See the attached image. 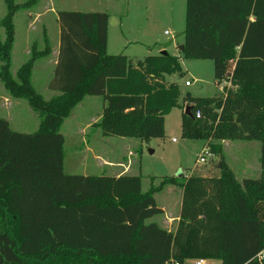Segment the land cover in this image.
Returning <instances> with one entry per match:
<instances>
[{
    "label": "trees",
    "instance_id": "1",
    "mask_svg": "<svg viewBox=\"0 0 264 264\" xmlns=\"http://www.w3.org/2000/svg\"><path fill=\"white\" fill-rule=\"evenodd\" d=\"M0 79L9 94L41 116L34 133L14 131L0 117V264H264V0H187L184 55L211 60L222 98L184 97L182 130L204 139L222 164L219 175L192 174L184 182L164 178L142 189L140 175L85 176L65 172L66 138L60 127L87 96L102 97L98 126L104 136L162 138L165 118L179 106V86L167 75H183L168 53L133 63L107 52L106 12L60 11V50L47 101L32 83L35 63L51 54L50 43L11 73L18 5L4 0ZM197 111L201 116L197 117ZM225 140L262 144L259 179L240 183L225 161ZM167 186L183 189L175 231L153 217L164 214L155 195Z\"/></svg>",
    "mask_w": 264,
    "mask_h": 264
},
{
    "label": "rangeland",
    "instance_id": "2",
    "mask_svg": "<svg viewBox=\"0 0 264 264\" xmlns=\"http://www.w3.org/2000/svg\"><path fill=\"white\" fill-rule=\"evenodd\" d=\"M30 0H15L22 5ZM51 5V6H50ZM44 11L37 22L36 29H27L28 21L35 16H28V9ZM30 8L20 9L15 17V42L11 53V73L17 77L19 69L30 60L31 45H37V51H43L47 42L53 51L60 45L61 27L58 21L60 11L74 12H106L113 13L108 24L107 52L111 55L123 54L133 63L144 60L148 56L160 55L163 51L177 57L183 75H167V81L179 86L181 97L179 106L173 108L165 118V135L162 138H149L143 141L137 138H120L104 141L98 138L101 130L98 126L105 102L102 97L87 96L78 103L60 127L66 136L65 165L66 173H87L91 176L102 175L101 169L93 163L95 157L113 158L115 161L131 163V174L142 177L143 192L151 187H158L164 178H178L182 183L192 174L206 176L219 175L217 164L220 157L205 155L208 141L204 139H188L182 130L184 102L187 94L194 98H222L223 85L219 86L215 79V64L211 60L187 59L180 50L186 42L187 0H35ZM54 8V11L51 9ZM7 14L4 0H0V41L6 40V30L2 21ZM112 16V15H111ZM27 50L29 52L27 53ZM58 56L54 53L40 58L35 63L32 82L39 93L47 101L52 100L59 92L50 89L54 77ZM2 62L0 59V70ZM189 81L192 84L186 85ZM11 100V103L6 101ZM0 117L8 119L14 131L34 133L39 130L41 116L26 100L10 96L0 79ZM102 132V130H101ZM119 138V137H118ZM123 139V140H122ZM256 144V145H254ZM261 142L226 146V156L238 163L243 155L258 161ZM204 156L206 163L199 160ZM238 156V157H236ZM237 161V162H236ZM99 162V161H95ZM89 163L93 164L90 166ZM165 187L156 193L155 198L160 208H167L176 215L177 197L180 188L175 186L174 195H170ZM175 201V202H174ZM174 204V206H173ZM164 214L156 216L147 223L165 224ZM12 231L10 219L0 221ZM177 224L169 227L175 231ZM184 264H196V260H188ZM205 264H221L218 260H206Z\"/></svg>",
    "mask_w": 264,
    "mask_h": 264
},
{
    "label": "crops",
    "instance_id": "3",
    "mask_svg": "<svg viewBox=\"0 0 264 264\" xmlns=\"http://www.w3.org/2000/svg\"><path fill=\"white\" fill-rule=\"evenodd\" d=\"M51 10L54 11V8H52ZM43 12L44 11L34 10L33 8L28 9V13H27L28 16L29 17L30 16H35V17L32 20L28 21L27 29H31L32 31L34 29H36L37 22L40 21L42 19L43 15H44ZM108 14L110 15V18L113 17L114 23H116V20H115L116 16L113 13H108ZM32 44L33 45H31V47H32L31 53H32L33 48H38L36 44H34V43H32ZM45 48L43 50H45ZM51 50H52L51 54L55 53L59 57L60 45H59L57 51H53L52 48H51ZM28 52H29V50H27V53ZM8 99L9 98H6V101H8ZM8 102L11 103V100H9ZM101 115H102V112H101ZM101 115L98 117V120H100ZM63 135L65 136V134H63ZM65 138H66V136H65ZM98 138L102 139L104 141H107V140H110V139H120L118 137H107V136H104L103 133L101 132V130L98 132ZM256 142L257 141H232V140H225V141L222 142L223 151H224L223 154H224L225 161L228 164V166L230 167V169L234 172L237 180L240 183H242L245 179H249V178H251V179H259L261 177V172H262V166H261L262 144H261V147H260L261 152H260V154L258 156L259 159H258L257 162L253 161L251 159V157L245 156V155H243L241 157L236 156V157H238V159H237L238 163H235V160L234 161L233 160H229L227 158V156H226V153H225L226 146H227V144H230V145L231 144L232 145H235V144H237V145H241V144L251 145L252 143H256ZM254 145H256V144H254ZM97 158H99V157H95L93 159V163H95L98 166V168H96V169H101L102 171H105V172H103L102 175H110V176L120 177L122 175H130L131 174L132 170H131V165H130L131 163L130 162H129V164H126V163H123L122 161H115L113 158H109V159L101 158L100 160H97ZM95 161H99V162H95ZM89 165L93 166V164H91V163H89ZM65 172H66V165H65ZM67 174H70V175L78 174V175L91 176V175H89L87 173H77V172H74V173L73 172H68ZM96 176H100V175L96 174ZM203 176H206V175H203ZM175 189H176L175 186H170V187L167 188V191H168V193L170 195L173 196L174 193H175ZM180 191H181V194H179V197H177V202H176L177 204L175 205V206L178 207V209H177L178 212H177L176 215L173 214V211L170 212L167 208L166 209L164 207L162 208L164 210V215L166 216V221H165L166 226H162V227L165 228V229H168L170 231H172V230L169 229V227L171 228V226H173L174 223H175V225L176 224L178 225V223L180 221V212H181V208H182V199H183V189L180 188ZM173 206H174V204H173Z\"/></svg>",
    "mask_w": 264,
    "mask_h": 264
},
{
    "label": "built area",
    "instance_id": "4",
    "mask_svg": "<svg viewBox=\"0 0 264 264\" xmlns=\"http://www.w3.org/2000/svg\"><path fill=\"white\" fill-rule=\"evenodd\" d=\"M191 84H192V83L189 82V81L186 82V85H187V86H190ZM196 116H197V117H200V116H201V112H200V111H197ZM204 154H205V155H209L210 157L213 156V154L210 152L209 149H206V150L204 151ZM199 162H201V163H206L207 161H206L205 157L202 156L201 159L199 160ZM173 264H179V263L175 262V263H173ZM196 264H205V260H203V259H198V260H196Z\"/></svg>",
    "mask_w": 264,
    "mask_h": 264
},
{
    "label": "water",
    "instance_id": "5",
    "mask_svg": "<svg viewBox=\"0 0 264 264\" xmlns=\"http://www.w3.org/2000/svg\"><path fill=\"white\" fill-rule=\"evenodd\" d=\"M180 50L182 51V52H184V46H181V48H180ZM167 52L166 51H163L161 54H166ZM192 107L191 106H188L187 108H186V111H185V113L188 115V116H190V117H193V113H192ZM221 166H222V164H221V162L219 163V168H221Z\"/></svg>",
    "mask_w": 264,
    "mask_h": 264
}]
</instances>
